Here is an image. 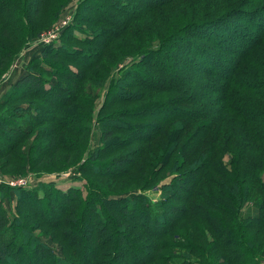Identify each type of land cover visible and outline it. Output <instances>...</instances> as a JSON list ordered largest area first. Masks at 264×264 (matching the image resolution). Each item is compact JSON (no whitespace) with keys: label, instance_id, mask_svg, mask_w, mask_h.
I'll list each match as a JSON object with an SVG mask.
<instances>
[{"label":"trees","instance_id":"1","mask_svg":"<svg viewBox=\"0 0 264 264\" xmlns=\"http://www.w3.org/2000/svg\"><path fill=\"white\" fill-rule=\"evenodd\" d=\"M66 1L0 0V38L13 42L15 40L10 39H19L22 35L21 31H16V34L12 29L14 22L20 19V15L12 11L13 7L26 5L28 14L36 17L41 15L42 10L46 11L51 3H56L60 8ZM88 1L91 3L94 0H84L79 9ZM100 1L108 9L92 10L93 26L103 25L109 31L94 33L96 35L93 34L91 40L77 39L83 45L98 49L89 55L95 61L86 64L84 70L101 68L103 64L100 63L104 59L110 61L114 57L116 61L122 55L121 43L127 55L138 53L143 46L144 36L142 42L137 41L140 38L125 39H132L135 33L143 29L138 20L151 12L169 6L174 8V5L183 3V0H126L127 4L119 7L114 0ZM143 6L144 9L141 10ZM216 9L218 10L213 13H202L205 16H201V19L187 22L170 36H161L165 42L160 43L156 56L164 58L169 64L161 60L156 66L145 67L138 74L132 73L131 69L129 75L134 78V83L128 87L131 92L126 93L122 89L121 92L116 91V94L111 93V102L102 109L104 113L111 114L110 122L114 123L105 125L103 131L102 143L109 144L97 147L87 164L94 166L95 161L104 162L106 157L116 154L118 150L132 147L136 149L128 155L113 157L114 160L108 162L104 169H87L85 165L80 169L88 175L91 173L98 178L107 179L108 182L104 184L106 187L122 193L106 192L103 197L101 192L105 190L103 191L102 185L100 194L97 195L100 202H93L94 197H90L88 202L97 204L94 214L103 216L105 220V225L97 229L91 227L89 230H82L83 222L77 216V210L72 209L69 211L71 216L66 210L60 215V219L62 215L70 219L64 218L59 223L51 220L46 221L47 224L40 222L39 228L42 225L48 226L52 231L58 232L56 240L60 241L63 252L58 256L49 245L37 244L42 249H35L34 253L42 255L43 264H175L176 258L171 254L167 256L164 251L183 255L178 258L177 264H191L189 260L192 258L202 264H260L261 258H264V182L260 177L264 173V0H228L226 10L219 7ZM200 10L198 8V12ZM114 12L116 19L113 18ZM214 17L217 19L210 21ZM236 18L245 19L234 22ZM184 35L187 37H181ZM99 36L101 38L98 41ZM9 49L11 47L8 44L0 42V56L8 53ZM142 51L138 56L147 57L151 54L150 49ZM69 62L84 65L83 60L81 62L74 58ZM150 62L145 60L143 65L147 66ZM182 67L185 72L199 73L200 78L215 77L217 85L213 89L218 96V104H212L209 99L204 102L206 98L193 93V83H189L191 80H183ZM84 70H77L68 76L71 83L73 81L74 88L64 89L66 94L62 95L58 104L54 105L53 101L61 95L53 94L49 96V100H44L46 109L41 110L40 107L42 112L39 113V108H36L32 116H24L28 120H32L33 115L36 116L32 121L33 127L51 123L39 135L44 133L45 138L50 132L49 136L54 138L53 143L58 142L61 132L69 136L73 133L69 129V111H62V108L71 110L75 104H81V107L84 105L79 97L84 88L76 84L78 80H83L81 74ZM34 78L37 76L32 74L20 83L30 84L27 87L37 89ZM126 86L128 85L121 87ZM21 87L24 86H14L16 89ZM145 91L175 95L168 98L167 103L149 101L133 110L131 108L128 113L118 109L112 112L118 105L141 102L144 97L141 95ZM18 93L12 98L7 95L0 102L1 159H12L17 140L27 134L16 126L15 119H19L21 109L17 103L25 95L24 91ZM23 98L38 99L31 92ZM51 104L54 106H50ZM160 105H167L169 109L176 108L177 113L167 110L164 116V108H160ZM29 109L30 105L26 110ZM60 116L67 121L61 122ZM122 133L127 139L115 137ZM12 138H16V141L8 144V140ZM60 149L62 146L57 152ZM234 152V160L228 165L224 162L225 157ZM170 176L174 179L163 184V201L160 203L151 205L143 194L131 197L128 193L135 189L147 191L155 183H162V180ZM3 188L7 187L0 188L1 200ZM173 190L177 191L176 194H185L175 196ZM91 191L93 195L97 193L93 189ZM255 193L259 197L256 206L258 214L244 217L242 208ZM67 195H62L63 199ZM74 195L73 193L71 196ZM137 198H140L139 205L131 209L132 202ZM173 200L184 204L183 208L176 204L168 207L167 203ZM120 202L124 205H119ZM138 206L141 212L138 211ZM54 208L58 209L57 206ZM152 208L163 213L154 215ZM103 209L105 214H101ZM45 214H42L44 218ZM47 216L49 217L48 213ZM91 219L92 216L89 220ZM112 220L114 224L110 225ZM7 226L8 219L0 212V237L6 233ZM117 226L119 229L121 226L125 228L119 230ZM110 227L114 229L111 230ZM203 229L207 231L204 232ZM138 231L141 236L137 240L130 237ZM84 234L87 239L82 238ZM75 236L78 237L75 239ZM14 237L17 238L18 234ZM20 237L24 238L19 236L18 239ZM173 240L179 244L172 243ZM136 241L142 245L135 244ZM9 245L0 240V264L11 263L12 250Z\"/></svg>","mask_w":264,"mask_h":264},{"label":"rangeland","instance_id":"2","mask_svg":"<svg viewBox=\"0 0 264 264\" xmlns=\"http://www.w3.org/2000/svg\"><path fill=\"white\" fill-rule=\"evenodd\" d=\"M83 1L84 0H67L64 6L60 8L56 3H51L46 11L42 10L41 15L36 17H31L28 14L26 5L20 7L15 6L12 8V11L17 12L18 15H20V19L14 22L12 29H14V33H16V31H21L22 35L19 39L16 37L10 39L15 40L13 42L8 41L9 39L4 37L0 38L1 43L3 42L11 47V49L8 50L9 56H7L8 53L0 56V102L4 101L5 96L8 95L12 98L14 94L17 96L19 94L18 92L21 93V91H24V96L26 97L31 92V94L33 93L35 97L38 98L35 100L29 98L30 100H28L24 99L23 96L21 97L22 99L18 101L17 106L19 105L21 109L18 113L20 114L18 115L19 119H15L17 122L16 126L21 128L22 132L26 131L27 134H25V137L23 136L21 140H17L18 142L15 145L16 148L13 152L12 159H9L8 157L0 158V179L6 181L25 179L30 182L27 187L17 188H12L5 183L0 184V188L4 186L7 187L6 189L3 188L4 194L3 200L0 199V202H2V209H0V212L2 215L4 214L6 219H8V226L5 230L6 233L3 234L4 236L2 235V237H0V240L10 244L9 248L12 250L10 264H43L42 255L34 253L35 249H42L37 245L42 243L52 247L53 252L58 256H61L63 254L62 246L60 245V241L56 240L58 232L52 231L48 226L44 227L42 225L39 228L38 225H40V222L47 224L46 221L49 220H51V222L54 221L55 223H59L64 218V220L70 219L68 216L63 217V215L62 219H60L61 213L65 210L70 216L71 213L69 211H71V209L72 211L77 210V216L80 217L79 219L83 222L81 225L82 230H89L91 227L97 229L99 226L105 225L103 223L105 222L103 216L99 217L98 214H94L97 204L92 205L88 200L90 201V197L93 196V202L98 201L97 195L98 193L100 194V187L106 184L105 182H108V180L105 178H98L91 173L89 175L83 173L80 168L85 165L87 169H93V167L95 169H104L108 162L114 160L113 157L128 155L129 152L136 148L132 147L118 150L116 154L110 155L108 158L106 157L104 162L95 161L94 166H88L87 162H89L88 159L92 152L97 147H103L104 145L109 144L108 142L102 143L103 131L105 125L114 123L110 122L111 117L109 116L111 114L108 112L106 114L102 111L103 107L111 102L113 97L111 93L116 94V91L121 92L123 91L122 89H124L126 93L131 92V88H128L134 83V78L129 75L131 69L133 70L132 73L138 74L145 67L150 65L156 66L161 60L165 61L164 58H158L156 56L160 43L165 42L161 36H170V34L177 32L178 29L187 24V22H195L196 20L201 19V16H205V14L202 13H205L206 11L213 13L218 10L216 7L226 10V2H228V0H183V3L174 5V8L169 6L159 9L157 12L154 11L155 13L151 12L142 20H138L141 22L140 24L143 28L138 31V35L135 33L132 39L131 37L125 38L126 40H136L137 38H140L137 41L142 42V37L144 36L142 42L143 46H141L138 53L127 55L126 52H124V45L121 43L120 53H122V55H119L121 57H118L116 61L114 57L110 60L111 62L104 59L100 63V65L103 64L101 68L92 67L90 70L89 68L84 70L83 67H86V64L89 65L95 61V59L91 58L89 55L94 51H98V49L87 44L83 45L78 42L77 39L85 40V38H88L91 40L94 33L108 32L109 28L103 25L98 27L93 26L94 19L91 13L92 10L97 9L99 11L100 9H108V7L100 0H94L91 3L88 1L79 9V5ZM114 1L116 3L114 4L119 7H123V5L127 4L126 0ZM141 8V10H143L144 6ZM198 8H201V13L198 12ZM113 15V18L116 19V12H114ZM262 15L264 17V14ZM212 19L213 20L210 21H215L217 18L215 19L214 17ZM244 19L245 18L240 20L236 18L233 21L235 22L239 20L241 22ZM160 30H162L163 34ZM202 33L205 34L204 31H202ZM186 35L181 37H187ZM43 37H46L47 39L45 38L42 40ZM100 38V36L97 37V40L99 41ZM145 49H150V56H138V54H140L139 52L142 50L144 51ZM14 56L15 60L13 59ZM71 58L81 62L83 60L84 65L79 66L76 63L69 62L71 61ZM145 60L151 62L147 66H144L143 64ZM165 63L169 64L168 61H165ZM80 69L84 70L83 74H81L83 80H78L76 84H79L84 88L83 91L79 93V97L84 101V107H81V104H75L71 107V110L62 108V111H69L71 117V125L69 126V129L73 133L69 136L68 134L66 135V133L63 135V132H61L58 136V142L53 143L52 140H54V138L49 136L50 132L45 138L44 133L39 135L40 132H42L41 130H44V128L48 127L51 123L44 124L40 127H33L32 121L35 120L33 118H36V116L33 115L32 120L25 119V117L28 116L29 118L30 115L32 116L36 108H39V113L42 112L40 111V107H42L41 110L46 109L47 105L44 100H49V96L53 94L61 95L56 97L57 99H54L53 101L54 105L58 104L62 95L66 94L63 90L74 88L72 85L73 81L71 83L68 76ZM187 70L190 69L188 68ZM181 72H183L182 76L184 81L191 80L189 83H193V93H198L200 98H202L201 96L206 98L207 100H204V102H208L209 99L212 104H218V96L215 95L213 89L217 85L215 77L200 78L199 73L197 74L193 71L185 72V68L183 67L181 68ZM32 74L37 76V78H34L37 85L36 87H38L37 89L32 88L31 86V88L27 87L30 84L26 85L27 83H20L22 79L28 76L30 77ZM123 85L128 86L121 87ZM14 86L24 87L16 89ZM139 93L141 94L142 91L140 90ZM174 95L175 93L145 91L141 95L144 96L142 97L143 100L141 102H131L127 106L118 105L116 108L112 109V112L118 109L122 112L128 113L134 108H138L137 106L149 103V101L155 103H167L168 98ZM29 105L30 109L32 108L31 112L30 109L26 110V108H29ZM54 105L51 104L50 106L53 107ZM199 105H202V103ZM160 108H164V114L160 113L164 116L166 115L165 112L167 110L173 114L177 113L176 108L169 109L167 108V105H160ZM254 116L257 117V114ZM65 121H67V119L65 120L64 118H61V122L65 123ZM115 137H124V139H127L123 133L117 134ZM15 141L16 138L9 139L8 144H13ZM60 146H62V149L57 152ZM235 155V152L232 153V155L228 154L225 157L224 162L231 165ZM260 175L264 182V173H261ZM167 176H169V174ZM173 179L174 178L170 176L169 178L167 177L162 180V183H155V185L148 188L147 191H137V189H135L134 192L129 191L128 193H130L131 197L143 194L150 200V204L154 205L163 201V184L170 183ZM93 186H95V188H93ZM92 189L93 192H97L95 195L91 193ZM54 190L56 193H54ZM57 191H59V193H57ZM103 191L104 192H101L103 197L106 192L111 194L122 193L118 190L110 189L105 185ZM173 192L175 196L179 195V197L185 194L183 192L176 194L177 191L175 190H173ZM66 193L68 195L64 197L66 199H63L62 195ZM73 193L75 195L71 196ZM253 195L254 197L250 198L248 203L242 208V214L244 217H249L251 214H258L256 206L259 197H257L256 193ZM98 202H100V200ZM22 203H25V205ZM139 203L140 198L135 199L131 204V209H134ZM114 204L116 207H119L123 202H120L119 205H117V203ZM167 204L169 205L168 207L176 204L178 207H181V209L184 206V204L178 200H173V202H168ZM56 206L58 207L57 210L54 208ZM49 209L50 211H48ZM152 210L154 215H160L163 213L157 209L152 208ZM138 211L141 212L139 206ZM102 212L103 213L101 214H105L104 209ZM43 213H46L45 218L42 216ZM47 213L49 217L47 216ZM89 216H92L91 221L89 220ZM169 217L171 218L172 216ZM113 224L114 221L112 220L110 225ZM124 228L125 227L123 226L120 227L121 230ZM110 229L113 230L114 228L110 227ZM206 231L207 230H204V232ZM15 234H18V237L24 236V238H15ZM78 236H75V239ZM140 236L141 233L138 231L134 236L130 237L137 240ZM53 238L55 239L53 240ZM82 238L87 239L85 234L82 235ZM172 243L179 244L176 240H173ZM135 244L142 245L138 241H136ZM14 245H16V247H14ZM164 253L167 256L169 254L174 256L176 258L174 260L175 264H177L178 258L183 256L180 253H171L169 251H164ZM189 262L191 264H202V262L194 260L193 258L189 260ZM206 264L213 263L209 262ZM260 264H264V258H261Z\"/></svg>","mask_w":264,"mask_h":264},{"label":"built area","instance_id":"3","mask_svg":"<svg viewBox=\"0 0 264 264\" xmlns=\"http://www.w3.org/2000/svg\"><path fill=\"white\" fill-rule=\"evenodd\" d=\"M50 35H53V34H50ZM45 38L46 37H43L42 40ZM1 183H5L6 185H8L12 188H17V187H27L30 182L28 180H25V179H18L17 181H6V180L0 179V184Z\"/></svg>","mask_w":264,"mask_h":264}]
</instances>
